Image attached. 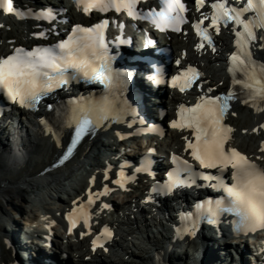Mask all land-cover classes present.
Listing matches in <instances>:
<instances>
[{
	"label": "snow or ice",
	"instance_id": "6c2138e0",
	"mask_svg": "<svg viewBox=\"0 0 264 264\" xmlns=\"http://www.w3.org/2000/svg\"><path fill=\"white\" fill-rule=\"evenodd\" d=\"M196 2L201 6L204 4V0H196ZM81 4H83L85 13H88L91 8H98L102 12L114 8L117 13L123 9L127 11L129 17L151 19L155 27L162 31L170 28L174 32H181V25L186 22L184 15L186 5L182 0H161L163 7L159 11L153 9L146 14H141L136 10L137 0H76L77 7ZM211 7L213 12L208 27H201L204 20L208 18L207 16L193 24V27L203 40L212 45V51L215 52L213 35L209 29H214L215 33L219 34L221 22L226 26L229 22L241 26L240 30L235 31L237 50L233 51L228 58L230 61L228 71L232 74L231 83L233 86L240 85V95L245 97L242 100L243 104H251L257 111H264L259 107L260 104H264V63L253 59V53L250 50L257 39L261 41L260 48L264 49V0H247V4L242 8L229 6L227 0H216ZM0 8L5 13L16 11L17 16L23 15L21 11L14 9L12 0H0ZM250 11L254 14L245 19V13ZM28 14H31V10ZM36 18L54 20L55 16L49 9L46 15L41 12ZM109 23L108 19L91 26L77 23L67 38L61 39L59 43L33 47L31 50L16 47L12 54L0 56V90L9 100L22 107L35 109L44 98L52 96L58 89L63 90L70 85L73 79L98 80L105 86V92L100 96H80L69 99L66 104L60 103L56 106L51 103L47 104L49 110H55L62 129L75 127L71 143L66 145L67 150L59 158L61 164L69 158L78 141L87 132L94 131L107 121L120 122L127 114V105L120 98L118 90L123 83L122 73L113 69L112 58L107 50L105 33ZM120 28L123 31L124 24H121ZM257 29L262 30L259 35ZM54 31H56L54 27L45 28L34 32L33 36L47 37ZM120 42L127 43L122 38ZM197 48L202 49L203 44H198ZM177 63L179 64L180 61ZM238 74H242L243 78H237ZM201 79L202 73L196 67L189 65L182 73L172 77V85L176 87L179 84V90L185 92L198 84ZM199 86L204 90V94L199 95L196 103L191 106L180 104L179 119L172 120L171 126L174 129L190 130V136L184 137L185 151H188L192 161L197 162L202 168L217 169L221 175L205 178H214L217 183L213 187L223 188L226 193L231 194L233 187L224 181L223 173L231 171L232 176L238 177L242 168L258 169L259 167L236 147H227L234 129L226 123L225 117L236 115V112L232 110L231 102L238 100L240 95L232 88L216 95L213 94L214 89L210 85L200 84ZM41 123L59 143L60 133L54 131L47 121L42 119ZM259 130H264V124L253 128L252 132ZM117 135L120 134L117 133ZM120 139H124V136L120 135ZM260 150L264 153V142ZM171 159L176 166L168 172L169 183L165 186L166 191L171 192L173 189L195 184V177L199 173L195 171L194 164L175 153L171 155ZM120 175L121 179L117 180L116 184L123 187L129 178L124 177L123 172ZM92 180L95 181L96 177H92ZM107 191L108 188L105 186V193ZM156 191L157 188L154 187L153 192ZM103 194L95 193L96 196ZM93 195L90 191L88 205L94 203ZM151 199L150 195L148 200ZM208 203L209 207L200 215H207L210 223L216 222L214 218L223 209L236 213L242 230L255 231L258 227L264 228V214L255 212L242 214L236 207L235 201H229L223 197L215 201V206H212L211 201ZM200 208L201 205L198 204L197 209ZM187 216L192 217L193 213H187ZM68 220L69 232L80 220H83L87 228L89 226L87 206L81 205L79 208H73L68 213ZM196 224L197 221L194 219L185 229L193 237L197 234ZM83 235L85 233H81V236ZM112 237L113 232L106 225L102 234L91 242L93 252L97 248L107 251L108 249L99 241L110 240Z\"/></svg>",
	"mask_w": 264,
	"mask_h": 264
},
{
	"label": "bare ground",
	"instance_id": "6f19581e",
	"mask_svg": "<svg viewBox=\"0 0 264 264\" xmlns=\"http://www.w3.org/2000/svg\"><path fill=\"white\" fill-rule=\"evenodd\" d=\"M64 6L70 18L79 16L70 1H66ZM0 20L8 24L11 17L2 14L0 11ZM7 38L8 37H5L4 33L0 34V39L4 40V42L0 44V50L6 46L5 42ZM24 39L31 40L30 37H21V41H24ZM182 41L183 40L179 37L173 36L170 43L175 48L177 46H182L184 44L183 42L187 43L186 41ZM220 42L222 43L223 50L228 48L227 36L222 37ZM260 43L256 50L264 59V49L259 48ZM185 45H183V47H186ZM187 45H189V43ZM203 57V60L207 62H219L220 70H222V74H216L217 69H215L214 66L206 69L208 77L212 75V83H210V85H217L218 88L227 86L228 80L225 75L226 65L223 55H214L209 50V52H203ZM242 100L243 98L236 100L232 108L237 114L233 120L234 139L231 144L232 146L245 150L251 156L260 160L264 157V153L260 150L261 144L264 141V130L252 132V129L258 128L259 125L264 124V111H257L251 104L245 105L242 103ZM259 107L264 109V104H260ZM19 113L23 114L25 117L27 115L22 110H19ZM31 115L33 119L29 120L28 127L23 126L21 128V132L27 133L25 136L26 138L29 137V142H26V139L23 142H17L15 144L16 146L13 148L15 150L17 149V153H14L13 150L12 152L10 148L7 147L8 142L6 144L3 142L4 139L0 138V264H19L14 249L6 243V239L8 238L6 233L9 231L7 226H11L13 223L18 227L21 218L25 216L28 217V219L26 218L28 221L32 219L36 220L39 215V209H44L47 223L51 217L63 220L65 213L75 204L74 202H76L77 198L88 196L90 191L96 192L98 188H101L102 185L107 182L105 176L107 174L112 175V172H110L111 170H109L107 166L111 163L113 158L103 157L101 153L102 142L97 137L92 141L86 140L80 147L77 155L71 161L63 166L54 167L52 165V160L63 144L64 133L60 135V142L57 143L56 137L53 136L52 133L47 132L45 127L40 124L38 116L40 117L41 114L37 113ZM126 127L127 122L121 125V128L117 127V131H121ZM169 135L171 137V142L169 144L171 148H182L184 146L183 135H185V133L170 130ZM123 144L124 143H120L117 136L112 135V133L110 134L109 145L111 150H116ZM92 177H96L94 182ZM144 191L145 187H143L142 183V187L132 189L127 192V194H123L128 197L118 202L113 201V206L121 210L119 217L114 218L113 222L119 225L125 224L124 219L138 222L136 213H141V215L147 216L145 220L147 224L152 221L162 227V235L164 238L173 239V241L175 239H180L176 238L172 230L165 227L163 224L164 220L176 223L177 220L172 217V215L161 216L156 213V211L150 213L141 207L140 199L145 197ZM111 196L113 197L114 194ZM99 197L101 198L102 196L99 195ZM6 205L13 211H18L19 216L8 212L5 207ZM106 215H108V213L104 211L101 204L95 206L96 219H100ZM144 226H140L137 223V229L140 231H143L142 228H144ZM119 229H121L120 226ZM55 233L57 235L63 234L60 230H56ZM143 233L146 234L144 231ZM13 234L14 233H10L9 236ZM212 235L213 237L216 236L215 233ZM63 238L68 239L67 250L69 251V257L76 260V262L78 261V264H129L128 260L126 261L124 258L120 262H116L115 260H111V262L106 261L102 250L95 252L91 251L89 249L88 239L82 237L80 233L77 236L76 242H73L70 237L64 236ZM224 238L225 236L209 239L213 244V246H208L214 253L212 257L215 256L214 260L216 262L214 264H226L229 257L232 258L231 261L238 260V264H248L246 261L242 260L241 255L234 257L230 253L223 255L220 252L228 247L225 245L226 240ZM146 239L151 246L156 248L157 253L162 254L164 258L161 259L151 254L148 258L142 259L140 264H186L181 263L179 259L181 254L176 253V251L167 252L158 241H155L148 235ZM185 241L189 242L190 245L183 251V255L185 251L187 254H190L193 250V253H196L198 256V258H196L198 259L197 263L202 264V257L205 252H208L206 251L208 246L205 247L203 241H201V243H193V237H189ZM119 242L120 241L115 240V243L119 244ZM133 242L137 247L142 245L141 243L138 244L136 240ZM214 245H217L218 248L216 247L217 249H215ZM229 249L231 248L229 247ZM125 252L129 256L136 255L129 246H127ZM243 252H246V250L241 251V254ZM93 253L95 254L93 260L87 261L86 256ZM76 256L78 257L77 259ZM208 262L209 257L203 264H207Z\"/></svg>",
	"mask_w": 264,
	"mask_h": 264
},
{
	"label": "rangeland",
	"instance_id": "374dc122",
	"mask_svg": "<svg viewBox=\"0 0 264 264\" xmlns=\"http://www.w3.org/2000/svg\"><path fill=\"white\" fill-rule=\"evenodd\" d=\"M219 74L220 73V71H217L216 72V74ZM233 118H234V116H232V118H231V121L232 122H234L233 121ZM233 125H234V123H233ZM65 196H67V195H65ZM6 207V210L8 211V212H10V213H12L13 215L14 214H16V216H19V213H18V211H13L8 205H6L5 206ZM160 214V213H159ZM162 214V213H161ZM171 215H173V214H171ZM28 219V217L27 216H25V220H27ZM139 218L141 219V220H143L144 221V219L141 217V216H139ZM22 220H23V217L21 218V220H20V226H23L24 225V223L22 222ZM125 221H128V220H126V219H124ZM129 222H132V223H129ZM135 222V223H134ZM152 222V221H151ZM137 221H133V220H131V221H128L125 225H124V229H128V234H127V232H125V231H122L121 232V237H120V242H119V244L118 243H116V246L119 248V247H121L122 248V250H119L117 253H115V254H110V256H108V261L109 262H111V260H115L116 262H120L123 258L127 261L128 260V263L129 264H140V261L142 260V259H146V258H148L153 252H152V250H151V248L149 247V245H148V243H149V241L146 239V234L145 233H143V231L144 232H146V228L148 227V226H150V228H148L147 229V232H148V234L150 235V238H152V239H154L155 241H158L159 243H160V245L162 244V243H164L163 242V238H162V235L159 233V231H158V229L156 228V226H154V224L156 225L157 223H151V225L149 224V222H148V224L147 223H145V224H143V226H144V228H142L143 229V231H140L139 229H137ZM140 224V223H139ZM135 225H136V228H135V231H134V229L133 228H130V227H135ZM157 225H159V224H157ZM140 226H142V225H140ZM147 226V227H146ZM134 232H133V231ZM137 230H139V231H137ZM142 235H141V234ZM132 235V236H131ZM142 237H144V238H142ZM132 239V240H131ZM133 240H138L137 242H138V244H142L141 246H135V244H134V242H133ZM119 241V240H118ZM124 244H122V243ZM148 242V243H147ZM213 242V241H212ZM121 243V244H120ZM228 243H230V240H228ZM121 245V246H120ZM225 245L227 246V244H226V242H225ZM229 245V244H228ZM127 246H129L135 253H136V255H131V257L130 256H128L127 254H126V252H125V249L127 248ZM246 247V249L248 250V253H252V252H254L253 250H251V247H249V246H245ZM117 248V249H118ZM125 248V249H124ZM124 250V251H123ZM247 250H246V252H243L242 254H241V258H242V260L243 261H246L247 263H248V255H247ZM206 251H208L207 253L205 252L204 253V255H203V263H204V261L209 257V262L207 263V264H214L216 261L214 260V257H212V254H214L211 250H210V248H209V246H208V248H206ZM243 251V250H242ZM129 252V251H128ZM176 253H178V254H181L180 255V261H181V263H186V264H198L197 263V260L198 259H196V258H198V256H197V254L196 253H193V250H192V254L190 253H186V251L184 252V255H183V252L182 251H180V250H178V251H176ZM186 253V254H185ZM176 256H177V254H176ZM196 260V261H195ZM218 261V260H217ZM202 263V264H203ZM90 264H92V263H90ZM94 264H97V263H94ZM216 264H218V263H216ZM226 264H236V262L235 261H232L231 262V260L229 259V260H227V262H226Z\"/></svg>",
	"mask_w": 264,
	"mask_h": 264
},
{
	"label": "clouds",
	"instance_id": "9594fccd",
	"mask_svg": "<svg viewBox=\"0 0 264 264\" xmlns=\"http://www.w3.org/2000/svg\"><path fill=\"white\" fill-rule=\"evenodd\" d=\"M118 90L120 91V88ZM249 159L259 166L258 169L245 167L238 177L232 176L230 186L233 191L231 194L225 193V197L229 201H235L242 214H264V157L259 161L250 157Z\"/></svg>",
	"mask_w": 264,
	"mask_h": 264
}]
</instances>
